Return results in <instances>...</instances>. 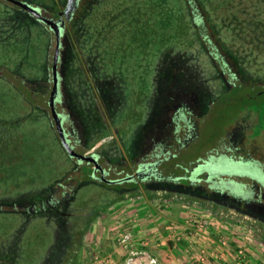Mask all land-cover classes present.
Returning a JSON list of instances; mask_svg holds the SVG:
<instances>
[{
	"label": "rangeland",
	"instance_id": "374dc122",
	"mask_svg": "<svg viewBox=\"0 0 264 264\" xmlns=\"http://www.w3.org/2000/svg\"><path fill=\"white\" fill-rule=\"evenodd\" d=\"M20 1L53 20L67 3ZM64 23L55 108L71 147L107 180L187 152L186 170L205 160L200 181L157 165L158 178L106 184L71 158L48 106L54 34L0 0V264H77L109 205L170 191L175 209L237 214L264 240V0H78ZM204 171L223 177L221 195Z\"/></svg>",
	"mask_w": 264,
	"mask_h": 264
},
{
	"label": "crops",
	"instance_id": "0c3cea01",
	"mask_svg": "<svg viewBox=\"0 0 264 264\" xmlns=\"http://www.w3.org/2000/svg\"><path fill=\"white\" fill-rule=\"evenodd\" d=\"M132 199L116 209L109 205L95 217L79 245L84 254L77 264L121 263L125 254L115 238L126 230L133 233L135 248L148 250L160 264H264V240L253 227L234 230L223 211L190 199L175 209L174 195ZM193 217L201 219V226L191 224ZM237 249L245 252L244 261Z\"/></svg>",
	"mask_w": 264,
	"mask_h": 264
},
{
	"label": "water",
	"instance_id": "95a60500",
	"mask_svg": "<svg viewBox=\"0 0 264 264\" xmlns=\"http://www.w3.org/2000/svg\"><path fill=\"white\" fill-rule=\"evenodd\" d=\"M8 1L21 9L25 10L26 12L30 13L33 17H35L37 20L41 21L44 23L49 30H51L54 34V39H55V45H54V52L52 56V65H51V77H52V86L51 90L49 93L48 97V106L50 109V114L51 118L54 123V127L57 133V136L66 151V153L71 157V158H76L77 160L80 161H85L87 163H92L94 166L95 170H100L101 174L99 176V180L103 181L104 183L111 184V183H117L123 180H131L134 176L139 175V172H136L135 174L132 175H127L122 179H112V180H107L104 175H103V169L99 165L96 155L94 154H86V153H79L75 151L71 145L68 143L67 138L65 136L64 132V127L62 125V115L59 116V113L56 111L55 108V98L57 94V88H58V74H57V62L59 58V48H60V39L62 35V28L64 25V22L66 20H70L73 12L77 6L78 0H67L66 6L63 11L59 12V15H63L64 19L62 21L59 20H53L51 18H47L43 16L39 11L31 7L29 4L20 1V0H5ZM204 178H208L209 176H213L212 178L215 177V174L210 173L209 171H204ZM201 174V172H200ZM211 178V179H212Z\"/></svg>",
	"mask_w": 264,
	"mask_h": 264
},
{
	"label": "built area",
	"instance_id": "2783aa9c",
	"mask_svg": "<svg viewBox=\"0 0 264 264\" xmlns=\"http://www.w3.org/2000/svg\"><path fill=\"white\" fill-rule=\"evenodd\" d=\"M105 140L106 139H102V141ZM195 209L196 208H193L194 211H196ZM222 214L224 216L226 215V217L229 215L230 218L227 221L237 232L243 229L245 230V227L249 226L243 217H239L237 215L235 216L233 213L224 214L222 212ZM191 224L194 226H201L202 221L199 218L193 217L191 219ZM133 240V233L130 230H126L118 234L117 241L125 251V257L121 263L114 264H160L159 259L148 250L144 248H135ZM235 252L237 253L239 261H244L246 259V255L243 250L237 249Z\"/></svg>",
	"mask_w": 264,
	"mask_h": 264
},
{
	"label": "flooded vegetation",
	"instance_id": "af4514ba",
	"mask_svg": "<svg viewBox=\"0 0 264 264\" xmlns=\"http://www.w3.org/2000/svg\"><path fill=\"white\" fill-rule=\"evenodd\" d=\"M61 12V11H60ZM64 19V16L63 15H59V18H57L56 20H59V21H62ZM223 154V153H222ZM221 155V153L217 156V158H219V156ZM171 156V155H170ZM169 156V157H170ZM164 160H165V158H163V159H159V160H157V161H154V162H150V163H145V164H142V165H140L139 166V171H136V172H139V175H136V176H134L132 179H131V181L135 178V177H137V179H144V178H148V177H154V178H158V177H160V174L158 173L159 171H158V168H157V165L159 166V165H162L163 164V162H164ZM233 160H235V159H233ZM205 160H202L200 163H196V164H194V166L191 168V169H189V170H185V172H187V174L186 175H184V176H178V177H176V178H173V180H175V179H183L184 181H187L188 183H195V182H199L200 181V178L199 177H197L199 174H200V172L199 171H197L198 169H199V167H200V165H202L203 164V162H204ZM235 161H241V158H239V159H237V160H235ZM247 161V160H246ZM245 161V162H246ZM250 163H247V164H245L246 166L247 165H249ZM102 168V167H101ZM103 169V175L105 174V173H107L108 172V169L107 170H105L104 168H102ZM96 172H98L99 173V176H100V174H101V172H100V170H95L94 169V171H93V174L94 173H96ZM127 176V175H126ZM92 177V176H91ZM125 177V176H124ZM124 177H121V178H115V179H122V178H124ZM93 178V177H92ZM211 176H209L208 178H204V181L207 183V182H210V183H208V188H210V189H213L214 191H212V192H216V193H218L219 195H221V192L223 191V189H224V187H223V185H220L219 184V181H220V178H223L222 176H220V178H217L216 176L214 177V178H212ZM95 179V178H94ZM253 180H255L258 184H261L262 183V185L264 186V181L262 180V179H260V178H258V177H255V178H253ZM123 181H125V180H123ZM262 187V186H261ZM245 191V190H244ZM230 191V190H228V192H227V195L228 194H230V196L231 197H233L234 199H235V197H238L240 200H242V201H245L247 198H249L250 197V195H251V193L250 192H248V191ZM41 202H43V200H41Z\"/></svg>",
	"mask_w": 264,
	"mask_h": 264
},
{
	"label": "trees",
	"instance_id": "16d2710c",
	"mask_svg": "<svg viewBox=\"0 0 264 264\" xmlns=\"http://www.w3.org/2000/svg\"><path fill=\"white\" fill-rule=\"evenodd\" d=\"M67 21H70V20H67ZM262 113L264 114V111H262ZM214 137L215 136L212 137V139H211L212 141L215 140ZM211 140L208 139L209 142ZM198 144H199V147H201L202 143L200 142ZM197 152H200V150H198ZM186 160H188L187 152H182V153L179 152V154L176 153V155H171L170 157L168 156V157L165 158L163 164L161 165V169L165 170L166 172H168V174H169L168 178L173 179V178H176L178 176L180 177L182 175L181 171L182 170H186V167L184 166L185 163L187 162ZM180 173H181V175H180ZM87 174H90V173L87 172ZM88 179L90 180V177ZM136 179H137V177H135V179H133L134 182L137 181ZM181 180L184 182L183 179H181ZM134 189H136V187H134ZM134 189H132L131 193L135 194L136 192H134ZM165 194L172 195L174 193H172V191H170L169 193H165Z\"/></svg>",
	"mask_w": 264,
	"mask_h": 264
}]
</instances>
